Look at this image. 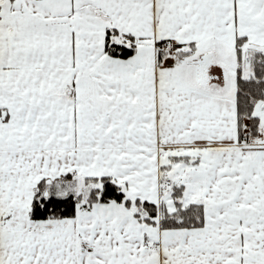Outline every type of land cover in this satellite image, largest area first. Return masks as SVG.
<instances>
[{
  "label": "snow or ice",
  "instance_id": "1",
  "mask_svg": "<svg viewBox=\"0 0 264 264\" xmlns=\"http://www.w3.org/2000/svg\"><path fill=\"white\" fill-rule=\"evenodd\" d=\"M0 264H264V0H0Z\"/></svg>",
  "mask_w": 264,
  "mask_h": 264
}]
</instances>
